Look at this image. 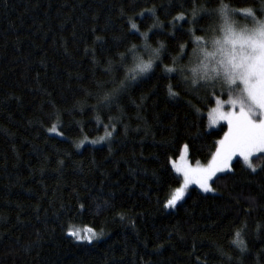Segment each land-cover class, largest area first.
<instances>
[{
    "label": "trees",
    "instance_id": "obj_1",
    "mask_svg": "<svg viewBox=\"0 0 264 264\" xmlns=\"http://www.w3.org/2000/svg\"><path fill=\"white\" fill-rule=\"evenodd\" d=\"M221 3L259 10L264 0H0V264H264V158H253L255 173L236 160L213 193L194 187L176 210L164 206L182 183L171 161L183 146L192 163H208L227 130L209 126V91L186 95L157 70L118 109L93 110L107 61L118 66V54L143 43L130 22L153 47L165 44V64L170 53L189 66V29L219 23L205 13L189 23L190 14ZM181 11L186 19L173 21ZM113 126L107 145L85 142ZM71 226L105 236L79 242Z\"/></svg>",
    "mask_w": 264,
    "mask_h": 264
},
{
    "label": "snow or ice",
    "instance_id": "obj_2",
    "mask_svg": "<svg viewBox=\"0 0 264 264\" xmlns=\"http://www.w3.org/2000/svg\"><path fill=\"white\" fill-rule=\"evenodd\" d=\"M200 13H205L209 18L215 17L219 23L198 29L199 35L196 34L195 27L189 29L188 34L192 40L190 53L194 57L189 66L179 64L178 58L172 57L170 53L168 56L171 59V66L165 64L162 55L165 44L158 42V47H153L149 42V33H141L137 25L130 22V28L139 35L143 43L140 46L131 44L130 47H126L125 53L118 54L117 59L120 61L118 66L114 65L112 59L107 61V67L103 72L110 79L99 85L102 92L96 96L99 106L93 108L94 111L101 108L118 109L131 85L157 70H161L168 80L179 79L186 95L192 94L195 98L201 89H205L216 97L215 107L209 113L210 123L216 125L223 120L228 125V131L224 133L223 139L218 141V147L206 166L196 162L193 167L183 156L180 157L179 165L173 164L176 172L182 176L183 183L167 200L164 205L166 208H175L177 203L183 200L190 184L198 185L204 192L212 191L209 182L218 173L231 171L234 158H242L253 173L257 171V167L252 158L254 156L264 158L260 157V154H264V4L259 9V15L251 8L236 9L223 3L213 12H208L203 6L198 9L194 7L189 23H199L196 18ZM237 13H241L245 18H251L252 27L243 26L237 29L233 19ZM149 14L155 17V10H150ZM139 15L143 18L144 13L141 12ZM185 19V13L181 11L173 21ZM156 27L162 25L154 24L153 28ZM99 39L97 37V40ZM186 47L187 45H180L181 54ZM143 54H147V58ZM185 59L188 57L185 56ZM129 61L132 63L130 71L127 69ZM122 71L123 76L119 75ZM167 90L170 97L179 96V92L171 83L168 84ZM221 95L226 98H219ZM96 119L99 123V116ZM51 131H56L55 125ZM114 131L115 126L111 131H106L105 136L112 138ZM80 146L77 145L78 148ZM188 150V145L185 144L183 151L187 153ZM59 163L63 165V161ZM259 227L257 225V230ZM84 232L86 234L81 235L79 229H70L68 235L77 240H86L89 244L94 238H99L91 227L86 228ZM235 235L233 243L241 253L246 252L247 244L240 238V232Z\"/></svg>",
    "mask_w": 264,
    "mask_h": 264
},
{
    "label": "rangeland",
    "instance_id": "obj_3",
    "mask_svg": "<svg viewBox=\"0 0 264 264\" xmlns=\"http://www.w3.org/2000/svg\"><path fill=\"white\" fill-rule=\"evenodd\" d=\"M259 9H260V8H259ZM252 10H253L254 12H257V15H259V10H255V9H252ZM233 19H234V23H235V26L237 27V29H239V28H241V27H243V26L252 27V24H251V22H250V21H251V18H245L241 13H237V14L233 17ZM145 55H146V54H145ZM193 60H194V57H192V61H193ZM202 90H205V89H202ZM207 91H208V90H207ZM217 93H219V89H217ZM213 98H214V101H215L216 97L213 96ZM219 98H221V99H225L226 96L221 95ZM213 107H215V103H214ZM213 107H212V108H213ZM212 108L207 112V118H208V121H209V126H210V128H211V129H216V128H218L220 125H226V127H227L226 132H227V131H228V125H227V123H226L225 121L221 120V121H219L216 125H212V124L210 123L209 113L211 112ZM51 129H52V128H51ZM51 129H49V133H50V134H52V135H58V136H61V137H62V134H58V133H61V132L58 130L57 127H56V131H55V132L51 131ZM106 131H111V130H108V129H107ZM104 133H106V132H104ZM222 139H223V138H222ZM93 141H95V143H93ZM110 141H111V138H110V139L107 138V137L105 136V134H104V135H102V136H100V137H95V138H92V139H91V138H90V139H87L85 142L88 143V144H90V145H93V146H103V145H107L108 143H110ZM260 155H264V154H260ZM181 156H183L184 159H185L188 163H190L193 167H195L196 163H192V162H191V160H190V158H189V150H188L187 153H185V152L183 151V149H182V152H181L180 156H179L177 159H174V160L171 161V166H172L174 172L182 178V176H181L179 173H177L176 170H175V168L173 167V164H177V165H179V164L181 163V159H180ZM255 157H257V156H254L253 158H255ZM253 158H252V159H253ZM236 160H241V161L243 162L242 158H239V157L234 158L233 161H232V164H231V171H232V165H233V163H234ZM243 163H244V162H243ZM253 163H254V162H253ZM207 164H208V163H200L201 166H206ZM244 164H245V163H244ZM245 166L247 167L246 164H245ZM255 166H256V165H255ZM247 168H248V167H247ZM231 171H229V172H231ZM229 172L218 173L217 176H220V175H223V174H226V173H229ZM217 176H216V177H217ZM216 177H214V178L209 182L211 188H212V182H213V180H214ZM182 183H183V178H182ZM182 183H181V185H180L179 187L182 186ZM194 187L198 188L202 193H205V194L213 193V188H212V191H210V192H204L202 189L199 188L198 185H196V184H190V185L188 186V188L186 189V191H185V195H184L183 200L179 201V202L177 203V205H176L175 208H166V210H167V211H174V210H176V208H177V207H178V206H179V205H180V204L186 199V197L189 195V191H190L192 188H194ZM174 191H175V190H174ZM173 193H174V192H173ZM86 228H89V227L71 226L70 229H79L80 232H81V235H85L86 233L84 232V230H85ZM95 232H96V235H97L99 238H98V239H97V238H94L93 241H92V243L95 242V241H100V240H102V239L104 238V236H105V235H104L102 232H100V231H96V230H95ZM72 237H73V236H72ZM74 238H75V237H74ZM76 240H77V239H76ZM77 241H79V242H84V243H88L86 240H77Z\"/></svg>",
    "mask_w": 264,
    "mask_h": 264
}]
</instances>
